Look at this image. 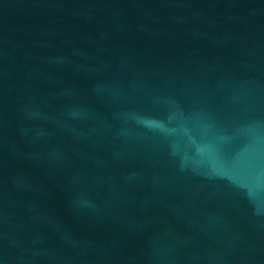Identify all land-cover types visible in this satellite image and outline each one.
Here are the masks:
<instances>
[{"label":"water","instance_id":"95a60500","mask_svg":"<svg viewBox=\"0 0 264 264\" xmlns=\"http://www.w3.org/2000/svg\"><path fill=\"white\" fill-rule=\"evenodd\" d=\"M0 264H264V0H0Z\"/></svg>","mask_w":264,"mask_h":264}]
</instances>
